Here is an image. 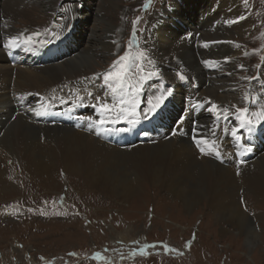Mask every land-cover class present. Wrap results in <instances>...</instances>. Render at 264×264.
I'll return each mask as SVG.
<instances>
[{
    "label": "bare ground",
    "instance_id": "obj_1",
    "mask_svg": "<svg viewBox=\"0 0 264 264\" xmlns=\"http://www.w3.org/2000/svg\"><path fill=\"white\" fill-rule=\"evenodd\" d=\"M57 1L0 0V193L5 194L4 192L11 190L8 186L11 184L5 177L9 175L12 167L21 163L24 171L22 174L28 173L32 178L38 177L42 182H47L54 179V168L58 161L66 172L74 176L80 174L90 187L113 194L122 200L128 199L145 183L176 197L184 210L205 202L212 208L213 217L217 221L225 222L229 228L244 234L246 240H251L255 235L254 228L239 202V197L246 192L255 196L264 192V151H257L250 162L223 164L215 159L212 152L202 154L193 139L206 137L210 141V133L215 131L216 126L211 117L214 113L209 112L208 108L214 103L221 110L228 109L231 101L230 96H226L232 87L229 79L221 77L219 70L215 71V67H208L203 62L210 60L217 62V66H234L235 57L243 49L233 40V36H248L254 26V19L246 14L245 0H199L205 2L204 7L210 4L209 10L215 6L216 15L219 13L217 18L220 22L218 26H213V32H201L206 21L204 24L200 19L196 22L202 26L198 30L191 15L186 16L188 19L185 18L186 12L191 14V11H196L194 4L198 1L195 0L193 5L188 2L192 5L190 8L183 5H186L187 0H181L183 4L175 0L170 8H165L163 14L158 15L152 29L155 56L164 65H169L170 70H165V75L173 74L176 77L175 81L172 77L162 81L169 82L173 89L169 97L179 100L182 96L178 83L181 80L177 76L181 72L187 77L186 81L199 84L194 100L209 101L210 104L199 117L195 129L188 131V134H169L149 143L121 148L80 130L29 120L13 108V97L28 93L35 95L34 102L37 105L43 101L42 98L62 104L77 96H88V92L96 102V97L107 98L112 95L105 83L104 90L98 91L100 81L104 80L103 74L96 69L98 61L95 57L98 49L110 53L116 44L114 32L118 25L110 20L107 6L100 3L101 5L93 8V0H78L73 6L74 13L64 15L63 20L67 24L63 25L59 21H56L57 24L53 21L58 9ZM38 4H41L40 7L46 10V16L49 17L48 23L43 25L45 27L33 25L34 23L27 26H30L29 29L12 26L20 14L26 17L32 15L27 12V6ZM198 7L199 16H204V7ZM88 9H93L92 14H89ZM90 15L98 22V27L93 30L88 25ZM241 16L244 19L236 23L225 22ZM177 21L186 25L188 30H183ZM68 30H76V33L72 36L74 47L65 58L30 66H11L7 63L2 44L6 43L9 36L40 33L39 37L34 38L45 40L52 34L58 35ZM187 35L191 36L190 40L186 38ZM89 41L92 43L90 47L87 46ZM195 43L198 46L197 51L191 47L183 50L184 46ZM203 44L207 45L205 51ZM70 55L72 58H69ZM172 58L176 63L168 62ZM36 60L38 58L34 62ZM179 60H183L182 64ZM149 86L146 85L145 90L148 97L142 100L144 106L141 110L136 109L137 114L148 113V101L154 100L168 89L163 83ZM119 93L118 90L115 95ZM230 111L234 114L235 109L230 107ZM234 119L232 127L238 124L235 114ZM13 161L15 162L12 163ZM226 232L222 228L221 233ZM126 236L124 232L117 239L119 241ZM133 242L137 241L132 240L131 243Z\"/></svg>",
    "mask_w": 264,
    "mask_h": 264
},
{
    "label": "rangeland",
    "instance_id": "obj_2",
    "mask_svg": "<svg viewBox=\"0 0 264 264\" xmlns=\"http://www.w3.org/2000/svg\"><path fill=\"white\" fill-rule=\"evenodd\" d=\"M71 2L57 1L58 9L53 17L56 24V21L67 24L63 20L64 15L73 14L76 3ZM145 2H92L93 8L105 4L110 20L118 25L114 32L116 44L113 51L109 53L98 49L95 54L99 73L109 71L113 62L125 51L135 54L143 50L146 53V58L128 73L124 91L121 92L125 98L137 99L138 92L143 91L144 85L155 76L161 75V82L168 77L176 80L173 74L165 75V70H170V67L156 58L152 35L155 19L175 0H151L147 8L144 7ZM244 2L247 5L246 14L254 19V26L248 36H233L243 50L235 57L234 66H217L213 69L219 70L221 77L229 79L232 85L226 93V96H230L229 105L239 108H245L246 103L264 96V0ZM199 3L204 7L205 2ZM40 6H27V12L32 15L26 17L20 14L12 26L29 29L30 26H27L31 23L39 26L48 23L46 10ZM210 7L207 4L203 10L210 12ZM59 9L63 12L61 15L58 14ZM92 10L88 9L89 14H92ZM93 15L88 20L91 30L98 27ZM218 15L215 13L212 19L207 16L201 32H213L220 22ZM133 21H136L135 25ZM97 32L100 34L99 29ZM89 45H92L90 41L87 43ZM190 47L193 50L198 48L195 43L184 46L183 50ZM168 62L176 63L174 58L168 59ZM179 62L182 64L183 60ZM154 83L157 82L152 81L147 85L151 87ZM138 96L141 99L140 94ZM102 101L109 105H120V102H112L108 98ZM262 106L263 101L258 111ZM255 111L251 110L253 113ZM252 118L255 122V117ZM12 168L5 177L11 184L8 185L11 190L0 193V209L7 211L0 210V264H264V192L258 196L246 192L239 197L255 233L251 240H246L244 234L229 228L225 222L217 221L212 208L205 202L184 210L176 197L150 184H142L128 199L122 200L90 187L80 174L74 176L66 172L58 161L54 168V179L47 182H42L38 177L32 178L28 173L22 174L21 163ZM222 228L227 232L221 233ZM124 232L127 236L118 241L117 237ZM132 240L137 242L131 243ZM145 245L155 247H147L141 253L139 249ZM165 245L176 251L166 250Z\"/></svg>",
    "mask_w": 264,
    "mask_h": 264
},
{
    "label": "snow or ice",
    "instance_id": "obj_3",
    "mask_svg": "<svg viewBox=\"0 0 264 264\" xmlns=\"http://www.w3.org/2000/svg\"><path fill=\"white\" fill-rule=\"evenodd\" d=\"M151 0H146L144 7L147 8L149 6V3ZM240 19H244L243 16L238 17L236 20H227L225 21L228 24H233L238 22ZM137 20H139V17H137ZM136 21H133V24L135 25ZM47 31V30H45ZM40 33H33L29 35H24L23 33H20L16 36H9L6 43L3 45L5 48L8 49H14L19 48L21 45L26 46L27 51H31L30 45L37 42L34 37H39ZM133 36H135V28L133 32ZM58 38V37H57ZM42 45L46 43H50V40H44L39 41ZM239 45H237L238 47ZM132 47V44L130 43L129 48ZM146 58V53L141 50L135 54L130 53L129 51H125V53L122 56H119L117 60L113 62L112 67L109 71L105 72L103 74V80L105 85L108 89H110L111 93L115 95L118 90L120 92L124 91L126 78L128 76V73L131 71L132 67L135 66L137 63L142 62ZM227 60V58H225ZM208 67H216L217 62L206 60L203 62ZM241 67H243L241 65ZM152 75H158V73H152ZM178 79L181 81H184L187 79V77L182 74L181 72L177 73ZM135 91H139V89H135ZM173 93L172 88H168L163 94L156 96L154 100L148 101V113H155L165 102L167 97L171 96ZM91 95V93H89ZM107 95V93H106ZM100 97H96V100L99 102ZM248 99V97H246ZM124 105H128V107H124ZM201 106V105H196ZM235 109L234 114L236 115V120L238 121L237 126L232 127L230 130L228 128H225V132H229L232 135V137L237 141V143L244 148L245 151H251V147L244 144L243 142V136L240 134L241 129L247 128L249 132L253 130L255 127V123L253 121L252 116L255 117L256 122L264 121V109H261L257 113H253L252 116L249 115V109L248 108H239L236 106H233ZM115 109L117 116H134L136 112V102L134 100H125L123 96L120 98V107H117L116 105H109L108 103H98L97 105V111L101 113V116L103 117L105 114L111 115L113 113V110ZM208 111L211 113H214L217 119L224 118L227 119L226 113L230 111V109H222L220 106L216 104H211V107L208 108ZM145 118L147 117V113L144 114ZM85 120H92V117H83ZM115 122L108 119H98L95 121L97 125H104L106 123ZM127 122L129 124L138 123L139 121H133L132 119H128ZM120 131H128L130 129H119ZM173 135H177L178 131H173ZM196 142V146L198 147L199 151L202 154H209V152H212L215 154L217 159L221 158L222 153L219 151L217 147V142L215 140L209 141L206 137H201L200 139H196V137L193 138ZM203 145V146H201ZM243 163V161H241ZM190 241L188 242V245H190ZM186 245V246H188ZM147 247H155V245H145L143 248H140L139 251L141 253L144 252V249ZM166 250L176 251L175 249H168L167 245H165ZM99 255V254H98Z\"/></svg>",
    "mask_w": 264,
    "mask_h": 264
}]
</instances>
